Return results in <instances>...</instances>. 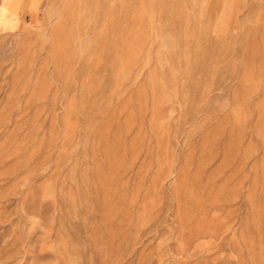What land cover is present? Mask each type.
Instances as JSON below:
<instances>
[{
	"label": "rangeland",
	"instance_id": "374dc122",
	"mask_svg": "<svg viewBox=\"0 0 264 264\" xmlns=\"http://www.w3.org/2000/svg\"><path fill=\"white\" fill-rule=\"evenodd\" d=\"M0 264H264V0H0Z\"/></svg>",
	"mask_w": 264,
	"mask_h": 264
}]
</instances>
